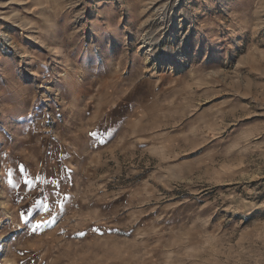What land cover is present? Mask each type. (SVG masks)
<instances>
[{
  "label": "rangeland",
  "instance_id": "374dc122",
  "mask_svg": "<svg viewBox=\"0 0 264 264\" xmlns=\"http://www.w3.org/2000/svg\"><path fill=\"white\" fill-rule=\"evenodd\" d=\"M0 264H264V0H0Z\"/></svg>",
  "mask_w": 264,
  "mask_h": 264
}]
</instances>
